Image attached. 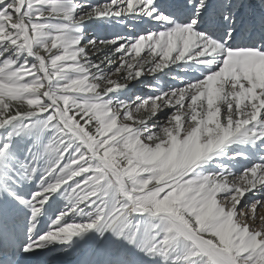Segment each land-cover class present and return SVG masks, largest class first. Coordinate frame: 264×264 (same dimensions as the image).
I'll use <instances>...</instances> for the list:
<instances>
[{
	"label": "snow or ice",
	"instance_id": "1",
	"mask_svg": "<svg viewBox=\"0 0 264 264\" xmlns=\"http://www.w3.org/2000/svg\"><path fill=\"white\" fill-rule=\"evenodd\" d=\"M0 264H264V0H0Z\"/></svg>",
	"mask_w": 264,
	"mask_h": 264
},
{
	"label": "bare ground",
	"instance_id": "2",
	"mask_svg": "<svg viewBox=\"0 0 264 264\" xmlns=\"http://www.w3.org/2000/svg\"><path fill=\"white\" fill-rule=\"evenodd\" d=\"M94 2H95V0H94ZM99 2H100V0H99ZM65 259H68L71 262L75 259V257H66Z\"/></svg>",
	"mask_w": 264,
	"mask_h": 264
}]
</instances>
